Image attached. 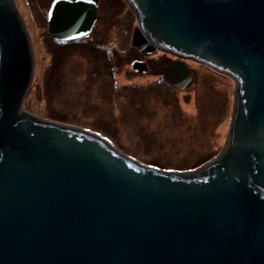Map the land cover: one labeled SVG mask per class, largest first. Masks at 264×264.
<instances>
[{
  "label": "water",
  "instance_id": "water-1",
  "mask_svg": "<svg viewBox=\"0 0 264 264\" xmlns=\"http://www.w3.org/2000/svg\"><path fill=\"white\" fill-rule=\"evenodd\" d=\"M125 1L132 46L176 56L162 75L174 88L193 83L186 59L232 78L225 146L166 170L26 111L32 43L14 0H0V264H264V0ZM97 15L94 0H54L47 32L82 38Z\"/></svg>",
  "mask_w": 264,
  "mask_h": 264
},
{
  "label": "rangeland",
  "instance_id": "rangeland-1",
  "mask_svg": "<svg viewBox=\"0 0 264 264\" xmlns=\"http://www.w3.org/2000/svg\"><path fill=\"white\" fill-rule=\"evenodd\" d=\"M14 2L26 24L35 58L32 86L24 101L26 111L98 131L125 154L166 170H194L221 152L233 105L230 76L186 59L193 83L184 90H177L158 75L130 72L127 62L101 71L109 77L104 82L89 78V62L84 56L90 60L92 53L78 52L77 45H60L47 33L49 0ZM122 5L112 21L118 29L113 26L104 39L105 51L120 39L131 44L137 20L130 7ZM88 82L94 84L88 87ZM107 86L110 90L104 88Z\"/></svg>",
  "mask_w": 264,
  "mask_h": 264
},
{
  "label": "flooded vegetation",
  "instance_id": "flooded-vegetation-1",
  "mask_svg": "<svg viewBox=\"0 0 264 264\" xmlns=\"http://www.w3.org/2000/svg\"><path fill=\"white\" fill-rule=\"evenodd\" d=\"M53 1L54 0H49V2H47V5H48L47 11L49 10ZM94 1L98 5V15H97L96 22L94 23V26L90 34L87 35L91 38L86 39L87 38L86 37L83 39L81 38L80 40L75 39L77 43H66L68 41H56L54 39L53 40L59 44L63 42L62 44L64 45H77L80 48H76V50L80 53L87 52V51H90L92 53V57L90 60L87 56H84L87 58V61L89 62L88 63V74H87L89 75V78L91 75V78H95V77L100 78L101 81L104 82V79L109 78V77H108V74H103L102 72L104 70L107 72L108 68L111 70L113 67H115L116 63L123 64L124 62H127L128 71L136 73V74H140L141 73L139 72L140 70H137V69H142V67H137L136 65L135 67L137 69H134L132 67V62L134 61H141L146 64L145 67H146L147 75H150V76L158 75L160 76V78H163L162 77L163 70H164L163 64L168 63L169 61L175 59V56H172L171 54H168L163 51H162L163 53H161L160 50H156L153 54L149 56H145L136 47L132 46V42L130 45H127L126 43H122L121 39L120 41L118 40V43H116V46L112 47L111 49L108 48L110 51L108 49L106 51L103 50L107 46L104 44V39L108 38L111 34V30H113V26L115 24L112 21L118 16L119 14L117 13L118 9L120 8L122 4H123L122 5L123 7L125 4L127 5V3L125 0H94ZM100 21H101V24H100ZM116 29H118V27ZM84 39H86V41ZM71 41H74V40H71ZM92 43H95V45H92ZM157 52H160L161 54ZM129 56H131L132 61L128 59ZM100 67H101V70L99 71ZM112 76H114L113 72H112ZM106 82L109 84V81H106ZM88 83H90L88 87H90L91 84H94V82L93 83L88 82ZM104 88L106 90H110L109 86L104 87ZM97 89H99L98 86H97ZM94 132H98V131H94Z\"/></svg>",
  "mask_w": 264,
  "mask_h": 264
},
{
  "label": "bare ground",
  "instance_id": "bare-ground-1",
  "mask_svg": "<svg viewBox=\"0 0 264 264\" xmlns=\"http://www.w3.org/2000/svg\"><path fill=\"white\" fill-rule=\"evenodd\" d=\"M42 58H43V57H42ZM192 107H193V104L191 103L190 106H189V109H192Z\"/></svg>",
  "mask_w": 264,
  "mask_h": 264
},
{
  "label": "clouds",
  "instance_id": "clouds-1",
  "mask_svg": "<svg viewBox=\"0 0 264 264\" xmlns=\"http://www.w3.org/2000/svg\"><path fill=\"white\" fill-rule=\"evenodd\" d=\"M175 58H176V56H175Z\"/></svg>",
  "mask_w": 264,
  "mask_h": 264
}]
</instances>
